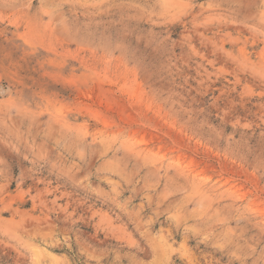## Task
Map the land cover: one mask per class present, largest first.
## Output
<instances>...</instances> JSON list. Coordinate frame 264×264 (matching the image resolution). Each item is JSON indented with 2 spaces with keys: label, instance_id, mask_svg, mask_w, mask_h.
<instances>
[{
  "label": "rangeland",
  "instance_id": "rangeland-1",
  "mask_svg": "<svg viewBox=\"0 0 264 264\" xmlns=\"http://www.w3.org/2000/svg\"><path fill=\"white\" fill-rule=\"evenodd\" d=\"M0 264H264V0H0Z\"/></svg>",
  "mask_w": 264,
  "mask_h": 264
}]
</instances>
